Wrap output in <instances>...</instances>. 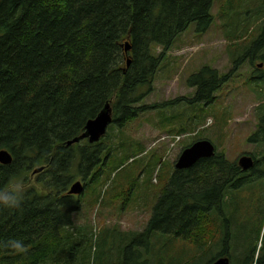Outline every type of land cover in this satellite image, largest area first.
<instances>
[{
    "label": "trees",
    "instance_id": "obj_1",
    "mask_svg": "<svg viewBox=\"0 0 264 264\" xmlns=\"http://www.w3.org/2000/svg\"><path fill=\"white\" fill-rule=\"evenodd\" d=\"M215 1L221 0H0V151L13 155L10 166L0 164V189L31 167L48 168L42 173H48L47 180L39 182L51 189L47 194L32 189L18 209L0 210V264H169L166 256L176 239L196 245V231L222 218L224 242L225 222L237 230L242 216L250 234L242 227L228 232L222 251L216 247L192 261L182 248L172 262L212 264L229 257L231 264H264V234L258 248L264 227V152L260 160L252 157L254 166L248 171L219 153L190 169L175 168L142 233L121 237L102 230L95 247L94 231L74 220L86 204L105 206L127 175L149 170L163 158L153 154L139 159L144 148L132 149L125 139L128 123L162 105L183 102L193 113L188 125L174 126L175 116L165 117L160 121L164 133L182 135L206 119L198 106L211 109L231 73L220 75L206 66L187 79L194 90L190 96L164 104L144 102L181 35L194 28L201 37L211 27ZM236 1L223 11L230 41L263 22L259 38L231 53L234 69L245 58L252 66L260 59L263 68L254 66L252 74L264 85V4L236 11L231 8ZM109 103L113 123L101 140L68 145ZM248 142L264 149V106L258 108V127ZM110 176L113 182L119 179L113 189L100 195L92 188ZM77 181L84 183V193L69 196ZM256 185L263 187L259 201L240 212L251 202ZM155 237L160 251L141 262L143 253H153ZM13 240L22 241L23 250L13 249ZM114 247L117 255L112 254Z\"/></svg>",
    "mask_w": 264,
    "mask_h": 264
},
{
    "label": "rangeland",
    "instance_id": "obj_2",
    "mask_svg": "<svg viewBox=\"0 0 264 264\" xmlns=\"http://www.w3.org/2000/svg\"><path fill=\"white\" fill-rule=\"evenodd\" d=\"M231 0L215 1L213 5V23L208 31L201 37L194 34V28L181 35L169 54V61L160 71L159 79L154 84L153 93L147 97L144 104L153 105L156 103L164 104L175 98H183L194 93L187 85V79L196 74L203 67H212L213 70L220 75L232 74L225 85L214 95L211 109H198L203 115H207L205 120L195 126H189L188 132L182 135H188L179 138L177 147L171 150V140L167 139L161 142V139L167 137V134L161 130L160 121L165 117L173 119L172 125L177 126L178 123H186L189 117L193 115L192 111L187 107V103H179L174 106L162 105L156 110H149L141 114L140 117L134 119L123 130L125 139L132 143L133 147L141 145L144 150L139 157L147 158L153 154L163 157L159 162H154L152 168L142 173L133 172L125 181L116 186L117 182L102 181L92 187L96 188L100 195L113 189L109 201L105 206L86 204L81 211L75 215L76 225L87 227L90 233L94 231L93 243L96 247L99 242V234L103 230H110V234L120 236L121 232L137 233L148 227L150 218L152 217L153 207L157 205L161 198L162 191L168 183L175 169V163L178 161L184 147L190 142H198L209 140L217 149L216 153L224 154L228 161L239 165L242 157H253L260 160L264 149L248 142L249 138L255 133L258 127V107L264 105V88L263 84L256 81L251 73L252 66L243 60L242 66L236 71L232 62L231 53L234 50H241L243 45H249L252 40L261 36L259 34V26L262 20L258 21L251 27L247 35L238 40L230 41L223 30V11L230 5ZM263 0H237L231 4V8L237 10L253 9L262 6ZM172 63V65L170 64ZM256 66L263 63L260 59H255ZM260 87V88H259ZM160 111V112H158ZM182 112V113H181ZM196 118V117H195ZM196 118V120L200 121ZM116 129H114L115 131ZM190 134V136H189ZM132 153V150H131ZM35 168H30L25 172H21L18 176L11 179L18 180L24 186V193L35 189L36 192L49 193L51 191L43 183L39 181L47 180L48 173L34 174ZM48 169V168H46ZM123 173V172H122ZM122 173L120 177L122 178ZM148 176V178H147ZM146 179L143 182V179ZM10 181V182H11ZM9 185V184H8ZM134 185L133 189L132 186ZM263 187L256 185L253 188V196L250 203L241 208L253 207L259 201V193ZM84 198V197H83ZM102 200V199H101ZM105 201V200H104ZM96 203H98V198ZM237 218V217H236ZM234 218V220H237ZM243 218L237 220L238 229L234 230L230 223L224 225V242H223V219L219 223L205 224L198 234V241L195 244L188 240L182 242L176 239L169 246L167 257L170 263L173 258H179L180 250L186 248L189 261L199 258L208 253L211 249L223 250L228 232L240 231L250 234L247 224H243ZM260 225V224H259ZM252 229V226H251ZM202 230L205 233L202 235ZM113 231H117L113 234ZM165 239H169L164 236ZM124 245V244H122ZM153 253H143L141 262L144 258L156 256L160 251L159 238H154ZM112 254H116V247L113 248ZM206 263V262H204ZM214 263V262H213ZM212 263V264H213ZM153 264V263H152ZM179 264V262H178Z\"/></svg>",
    "mask_w": 264,
    "mask_h": 264
},
{
    "label": "water",
    "instance_id": "obj_3",
    "mask_svg": "<svg viewBox=\"0 0 264 264\" xmlns=\"http://www.w3.org/2000/svg\"><path fill=\"white\" fill-rule=\"evenodd\" d=\"M130 46H126V52H129ZM130 59L128 60V65ZM113 122V110L109 104H106L104 109L94 119L88 121L84 133L70 141L68 145L79 143L81 140L88 139L91 143L98 142L107 132L108 127ZM216 155L215 146L209 140H202L196 142L190 148L186 149L180 156L176 168L178 170L190 169L202 159H209ZM13 162V156L7 150L0 151V164L3 166H9ZM240 167L244 171L250 170L254 166L252 158L244 156L239 161ZM43 168L36 170L35 173H40ZM84 192V185L82 182L75 183L70 191L69 195H81ZM213 264H230L229 258H220Z\"/></svg>",
    "mask_w": 264,
    "mask_h": 264
},
{
    "label": "clouds",
    "instance_id": "obj_4",
    "mask_svg": "<svg viewBox=\"0 0 264 264\" xmlns=\"http://www.w3.org/2000/svg\"><path fill=\"white\" fill-rule=\"evenodd\" d=\"M24 195V186L18 180H12L5 188L0 189V210L13 211L20 207ZM10 246L15 250H23L20 240H13Z\"/></svg>",
    "mask_w": 264,
    "mask_h": 264
},
{
    "label": "flooded vegetation",
    "instance_id": "obj_5",
    "mask_svg": "<svg viewBox=\"0 0 264 264\" xmlns=\"http://www.w3.org/2000/svg\"><path fill=\"white\" fill-rule=\"evenodd\" d=\"M251 65V64H250ZM252 66V65H251ZM253 237H254V235H253ZM229 258V257H228ZM231 262V261H230Z\"/></svg>",
    "mask_w": 264,
    "mask_h": 264
},
{
    "label": "bare ground",
    "instance_id": "obj_6",
    "mask_svg": "<svg viewBox=\"0 0 264 264\" xmlns=\"http://www.w3.org/2000/svg\"><path fill=\"white\" fill-rule=\"evenodd\" d=\"M131 259V258H130ZM124 262H126V261H124Z\"/></svg>",
    "mask_w": 264,
    "mask_h": 264
}]
</instances>
